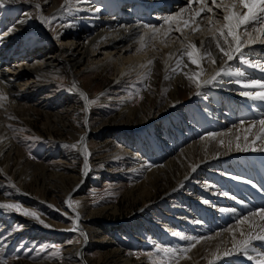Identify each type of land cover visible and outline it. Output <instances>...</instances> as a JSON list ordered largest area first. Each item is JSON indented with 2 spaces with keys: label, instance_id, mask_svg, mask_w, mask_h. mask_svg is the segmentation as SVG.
Listing matches in <instances>:
<instances>
[{
  "label": "bare ground",
  "instance_id": "obj_1",
  "mask_svg": "<svg viewBox=\"0 0 264 264\" xmlns=\"http://www.w3.org/2000/svg\"><path fill=\"white\" fill-rule=\"evenodd\" d=\"M230 3L231 0H224L225 7ZM207 6L213 11L195 17V12L202 7L195 0L191 3L190 0H67V3L66 0H4V4L0 3V94L6 97L0 99V165L7 174L13 163H19L18 169L22 174L17 183L19 187H23L24 181L35 176L38 170L56 180L66 177L63 173L49 170L47 162L36 163L26 158L12 133L4 127L7 111L23 106L25 102L22 100H31L42 91L44 84L40 83L41 77L65 75L70 85L68 90L79 93L89 111L91 97L84 86L82 73H95L111 66L120 82L135 75L146 81L159 72L164 87L172 93V96L166 95L160 100V110L164 106L169 107L165 116L149 118L141 108L133 106L127 96L122 95L120 88L105 97L107 102L119 104L121 118L127 117L138 123L135 128L123 126L122 130L127 132L119 135L123 141L122 148L109 157L105 154L99 158L128 159L134 166L133 171L152 181L154 187H165L172 180L170 191H177L179 195L175 202L165 203L167 210L162 218L142 221L132 234L134 243L183 249L193 241L181 236L197 237L200 242L195 247L183 257L177 254V264H257L261 258L258 254L264 252L263 242L253 241L255 251L249 249L248 255L233 251V243L234 239L240 241L246 238L248 233L258 234V226L264 225L258 216L250 217L243 224L238 223L239 218L264 207V151H237L236 144L243 145L245 135L251 142L259 132L258 125L251 133L246 132L247 124L241 126L240 121L264 118V101L241 96V91L259 89H244L236 81L264 80V71L242 63L238 53L231 61L221 58L222 54L215 49L214 43L210 45V41L213 33H218L223 26L226 13L223 8H216L212 0H207ZM181 9L185 11L181 13ZM55 13L63 15L57 35L44 19ZM177 13L180 15L177 16ZM170 16L176 19L165 23ZM184 20L190 21L188 27L184 26ZM197 24L199 30L193 32ZM37 27L43 33H39ZM177 27L180 32L176 31ZM153 28L158 31L154 32ZM262 31L264 25L258 30L249 26L248 32L241 29L238 34L244 43L241 50L243 58L264 65ZM201 41H205L203 46ZM190 44H195L200 54L211 46L216 63L206 58L199 65L192 64L188 56L183 55L181 66L177 67L181 54L191 50L187 47ZM150 60L152 64L148 63ZM221 68L224 72L213 83L200 88L187 79V75H194L203 69L198 79L207 80ZM173 69L176 71L173 72ZM237 69L245 73L243 78L229 74ZM166 76L169 78L166 79ZM180 84L186 88L193 86L191 101L184 103L181 100ZM57 102L47 100L41 106L54 107ZM146 119L148 125L142 127L140 123ZM210 133L218 135L213 138ZM84 134L79 136L83 156L90 151ZM221 141L224 143L221 144ZM59 144L64 146V143ZM255 146L264 147L260 141H256ZM61 161L64 162L63 159ZM94 164L92 159H85L81 174L74 176V190H70L68 196L80 191L92 177ZM138 185L139 182L134 187ZM78 195L83 201L80 206L74 207L67 199L60 212L71 222V226L76 225L82 240L65 246L64 253L65 258L75 261V264H91L92 256L87 250L93 245V232L100 233L109 227L93 218L84 196ZM40 196L45 200L43 193ZM221 209L234 211L224 212ZM18 216L24 225L35 222L36 226L32 229L38 234L41 232L45 238L62 232L59 228L42 227L38 220L29 216ZM18 216L16 211L0 208V221L4 227H8ZM159 219L160 223L157 222ZM94 221L97 225L91 228ZM253 222L257 227H250ZM242 232L245 236L241 235ZM206 237L211 239H204ZM111 243L114 258L110 264H132L124 249L114 240ZM39 264L52 262L41 261Z\"/></svg>",
  "mask_w": 264,
  "mask_h": 264
},
{
  "label": "rangeland",
  "instance_id": "obj_2",
  "mask_svg": "<svg viewBox=\"0 0 264 264\" xmlns=\"http://www.w3.org/2000/svg\"><path fill=\"white\" fill-rule=\"evenodd\" d=\"M0 3L4 4V0ZM62 19L61 13L48 16V27L54 35H57ZM36 30L43 33L39 27ZM81 76L91 97L89 111L83 97L68 90L70 85L62 74L41 77L40 83L44 87L36 99L22 100L25 102L23 106L7 111L4 127L12 133L24 156L36 163L47 162L49 170L63 173L66 177L56 180L38 170L35 176L24 181L23 187H19L17 183L22 177L19 163H13L7 174L0 165V204H19L21 211L13 210L17 216L23 215L26 209L37 214L39 219H34L43 221L40 222L42 227L47 224L49 227L45 228L62 230L58 236L45 238L41 232H34L32 228L36 223L33 221L24 225L18 216L8 227L0 221V261L3 264H39L41 261L75 264V261L65 258V246L78 244L82 237L78 235L76 225L71 226L60 210L67 204V199L74 207L80 206L83 201L78 194H82L93 218L109 227L100 233L93 232L94 242L87 250L92 256L91 264L111 263L114 258L111 252L113 240L124 249L126 256L131 257L132 264H177V256H165L162 251L157 252L156 246L137 245L132 235L145 219L155 221L162 218L167 210L165 203L177 200V191H170L173 181L169 180L165 187H154L152 181L133 171L134 166L128 159L99 158L105 154L109 157L122 148L123 141L119 135L127 132L122 130L123 126L135 128L138 123L127 117L121 118L119 104L107 102L106 96L120 88L122 95L127 96L133 106L141 108L146 116L160 118L169 111L167 106L160 110V100L166 95L172 96V93L164 87L159 72L146 81L135 75L119 82L114 68L106 66L95 73L84 72ZM179 87L181 100L184 103L191 101L193 86L186 88L180 84ZM46 99L59 102L54 107L44 108L41 103ZM147 120L140 123L142 127L148 125L145 123ZM84 132L86 145L90 148L89 156H83L80 151L79 136ZM59 143H64V146L60 147ZM86 158L95 163L93 175L80 191L68 196V192L74 190V176L81 174ZM137 182L139 185L134 187ZM41 193L45 200L41 199ZM95 222L91 228L97 225ZM157 222L160 223V219ZM164 247L175 249L169 245Z\"/></svg>",
  "mask_w": 264,
  "mask_h": 264
},
{
  "label": "snow or ice",
  "instance_id": "obj_3",
  "mask_svg": "<svg viewBox=\"0 0 264 264\" xmlns=\"http://www.w3.org/2000/svg\"><path fill=\"white\" fill-rule=\"evenodd\" d=\"M192 0H190V3ZM196 3H200L202 7L195 12V17H201V14L204 12H212L213 9L211 7L207 6V0H195ZM67 3V0H66ZM212 4L216 8H223L225 13L223 16L224 24L219 29L218 33L214 32L211 41V43H214L215 49L218 50L219 53L222 54V57H226L227 61H231L234 58V54H240L241 62L244 64H248L251 67L259 68L261 71H264V65L257 64V63H251L249 60L243 58L242 48L244 46L243 41L241 40L240 35L238 34V31L243 29L245 32H248L249 26H252L253 30H258L261 25H264V0H231L230 6L225 7L224 6V0H220V3H217V0H212ZM36 7H39V5H36ZM238 9H246L247 11H239ZM96 11H99V9H96ZM185 9H181V13L184 12ZM180 13H177V16H179ZM45 21H47V18H44ZM176 17H168L165 20V23H168L169 21L175 20ZM210 25L212 23L211 17L209 18ZM183 24L185 27H188L190 25L189 20H184ZM199 24H197L196 28H193V32L199 30ZM153 31H158L157 29L153 28ZM177 32H180L181 29L179 27L176 28ZM211 31V27H210ZM262 35H264V31L261 32ZM250 35V33H249ZM231 38V40H229ZM143 39V38H141ZM201 46L205 44V41L200 42ZM188 49H191L190 51H185L181 54V59L177 60V67L181 66V60L183 55H187L189 60L192 64L199 65L201 60L208 59L211 63H216V58L213 56V51L211 46L206 48L203 52V54L199 53V49L195 44H190L187 46ZM149 64H152L153 61H148ZM176 69H173V72H175ZM203 69L201 72H197L194 75H187V79L190 81L195 82L196 87L200 88L202 85H207L213 83V81L219 77L223 72L224 69L221 68L220 70L216 71L215 75L207 80L200 81L198 77L202 74ZM232 75H235L238 78H243L245 76V73L239 69H237L234 73H229ZM168 79L169 77H165ZM242 88L244 89H259V91H241L240 95L247 97L251 100H259L264 101V80H240L238 79L236 81ZM199 94V93H197ZM6 97L3 96V94H0V99H5ZM87 123V122H85ZM247 124V127L245 128V131L248 133L252 132V129L259 126V132L254 135V139L249 142L248 135L244 136L245 143L241 145L239 142L236 144V150L237 151H264V147H256V141H260L261 145H264V118H261L259 120H252L251 122H246L244 120L240 121V125L243 126ZM218 135L217 133H210V137H215ZM83 139V138H82ZM237 141H239L240 137H236ZM221 144L224 143V141L220 142ZM229 145H231V141L228 142ZM75 147V145H73ZM85 167H87V164H85ZM195 170V168L193 169ZM233 179H241L240 177H232ZM246 183H251V181H245ZM255 186V185H254ZM227 195V193H225ZM205 203H208V201H205ZM69 207L71 205L69 204ZM0 208L4 209H10V210H17L21 211V206L16 203H9V204H0ZM221 211L229 212L234 211L233 209H221ZM23 215L25 216H31L35 219H39L37 214L35 212H30L28 210H23ZM259 217L261 221H264V207L257 209L256 211L250 212L248 215L239 218L238 223L243 224L245 222H248L250 217ZM78 219V216H77ZM43 223V221H40ZM45 227H49V225L45 224ZM250 227H257L255 223L253 222L250 224ZM260 232L258 234L252 235L251 233H248L246 235V238L235 241L233 243V251L242 252L245 255H248L249 249L252 251H255V247L253 246V241H260L264 242V225H259ZM230 230V229H229ZM174 235L180 236L179 233H174ZM219 235V233H217ZM242 236H245V233H241ZM182 239L193 241L188 247L183 249H173L170 247H163L157 248V252L162 251L165 256H168L171 254L172 257H176L177 254H179L181 257L184 256L187 252L191 250V248L195 247L197 243L200 242V238L197 237H184L181 236ZM204 239H211V237H206ZM230 254V253H225ZM261 258L257 261V264H264V252L258 254ZM217 258H219L217 256ZM249 259H252L251 256H249ZM0 264H3V261H0ZM170 264V262H169Z\"/></svg>",
  "mask_w": 264,
  "mask_h": 264
}]
</instances>
